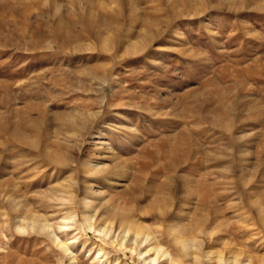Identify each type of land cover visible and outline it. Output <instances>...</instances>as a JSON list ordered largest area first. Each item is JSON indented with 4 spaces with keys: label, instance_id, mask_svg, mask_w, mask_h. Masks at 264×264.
I'll use <instances>...</instances> for the list:
<instances>
[{
    "label": "rangeland",
    "instance_id": "rangeland-1",
    "mask_svg": "<svg viewBox=\"0 0 264 264\" xmlns=\"http://www.w3.org/2000/svg\"><path fill=\"white\" fill-rule=\"evenodd\" d=\"M155 244L264 264V0H0V263Z\"/></svg>",
    "mask_w": 264,
    "mask_h": 264
},
{
    "label": "bare ground",
    "instance_id": "bare-ground-1",
    "mask_svg": "<svg viewBox=\"0 0 264 264\" xmlns=\"http://www.w3.org/2000/svg\"><path fill=\"white\" fill-rule=\"evenodd\" d=\"M46 226V224H43V220L38 218V217H35L33 220H32V224H31V228L33 230H35V228L39 227V228H44ZM119 230H122L123 232V235H121L122 237H120L122 239V241L124 240L123 238L127 235V234H134L136 237H140L143 239V242L144 243H149L150 242V238H149V235L143 231V229L140 227V226H136L133 221H131L127 216L126 214L122 215L121 218H120V224H119ZM59 229H63V226H59ZM112 227H110L109 229L106 228V227H102L99 229V232L101 233H104V234H107V235H110V233L112 232ZM127 237V236H126ZM183 236L177 234L174 239L176 240V242L178 243H181L182 244V247L185 248V249H189L191 246H192V243L190 240H185L182 238ZM139 239V238H138ZM136 240V239H135ZM138 241V240H137ZM121 242V241H120ZM142 242V243H143ZM197 243V242H196ZM195 243V244H196ZM148 245V244H147ZM60 246L63 248L64 252L68 254L70 253L69 249H68V244L67 243H62L60 244ZM102 249V248H101ZM151 250L155 251V255H152L154 257H151V258H148V260L150 262H152L151 264H154L155 262H157L160 258V256H166L165 253H162L161 252V248L158 247L156 244L155 245H151L149 247V249H147L146 251H144L145 254H148ZM5 252V251H4ZM8 253V252H7ZM143 253V252H142ZM151 253V252H150ZM1 254H4V253H1ZM11 254V253H10ZM211 254V252L209 253ZM5 258V256L7 255H1ZM9 256V255H8ZM7 256V258H8ZM238 254H233L231 255L230 257L225 258V257H222V256H219L217 258L218 262L220 264H226L227 262L231 263V264H242V261L240 260L239 257H237ZM12 257V256H11ZM29 259V258H28ZM146 259V258H144ZM6 260V259H5ZM4 260V261H5ZM8 260V259H7ZM21 260V259H19ZM76 260V259H75ZM1 261V260H0ZM3 261V259H2ZM148 261V262H149ZM249 261V260H248ZM9 262V261H8ZM7 261H5L4 263H8ZM22 262H24L23 260L19 261V264H22ZM73 262V261H72ZM250 262V261H249ZM247 263V264H250V263ZM1 264V263H0ZM9 264V263H8ZM25 264V263H24ZM47 264V263H46ZM71 264V263H70ZM73 264V263H72ZM75 264V262H74Z\"/></svg>",
    "mask_w": 264,
    "mask_h": 264
}]
</instances>
